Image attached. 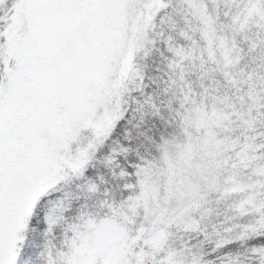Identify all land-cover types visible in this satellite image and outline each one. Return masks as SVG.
Listing matches in <instances>:
<instances>
[{
    "label": "snow or ice",
    "instance_id": "6c2138e0",
    "mask_svg": "<svg viewBox=\"0 0 264 264\" xmlns=\"http://www.w3.org/2000/svg\"><path fill=\"white\" fill-rule=\"evenodd\" d=\"M106 233L264 264V0H0V264Z\"/></svg>",
    "mask_w": 264,
    "mask_h": 264
},
{
    "label": "clouds",
    "instance_id": "9594fccd",
    "mask_svg": "<svg viewBox=\"0 0 264 264\" xmlns=\"http://www.w3.org/2000/svg\"><path fill=\"white\" fill-rule=\"evenodd\" d=\"M123 244V238L118 234H103L99 236L90 246V250L80 259L88 261L89 264H119L125 258L119 252Z\"/></svg>",
    "mask_w": 264,
    "mask_h": 264
}]
</instances>
